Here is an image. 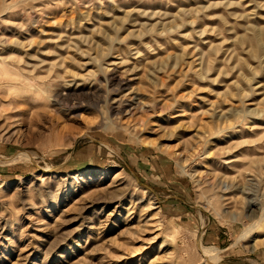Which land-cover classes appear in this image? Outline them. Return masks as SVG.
<instances>
[{
  "label": "rangeland",
  "instance_id": "1",
  "mask_svg": "<svg viewBox=\"0 0 264 264\" xmlns=\"http://www.w3.org/2000/svg\"><path fill=\"white\" fill-rule=\"evenodd\" d=\"M0 264H264V0H0Z\"/></svg>",
  "mask_w": 264,
  "mask_h": 264
},
{
  "label": "bare ground",
  "instance_id": "2",
  "mask_svg": "<svg viewBox=\"0 0 264 264\" xmlns=\"http://www.w3.org/2000/svg\"><path fill=\"white\" fill-rule=\"evenodd\" d=\"M121 102V101H120ZM119 104V103H118ZM118 106V105H117ZM116 106V107H117ZM252 203H250V205H251ZM133 248V247H132ZM141 250V249H140ZM199 254L201 255V258H204V262H211V260H212V262H215V261H217L216 259H217V257H216V253H215V251L213 250V249H211V248H206V247H202V248H200L199 249ZM214 260V261H213Z\"/></svg>",
  "mask_w": 264,
  "mask_h": 264
}]
</instances>
